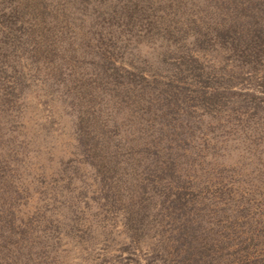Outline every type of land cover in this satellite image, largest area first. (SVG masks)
<instances>
[{
	"label": "rangeland",
	"instance_id": "obj_1",
	"mask_svg": "<svg viewBox=\"0 0 264 264\" xmlns=\"http://www.w3.org/2000/svg\"><path fill=\"white\" fill-rule=\"evenodd\" d=\"M0 264H264V0H0Z\"/></svg>",
	"mask_w": 264,
	"mask_h": 264
}]
</instances>
